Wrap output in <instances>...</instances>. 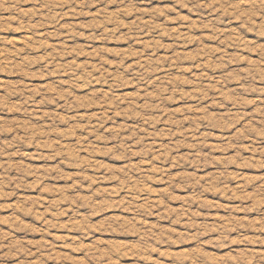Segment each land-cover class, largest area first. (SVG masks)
I'll use <instances>...</instances> for the list:
<instances>
[{
    "label": "rangeland",
    "instance_id": "obj_1",
    "mask_svg": "<svg viewBox=\"0 0 264 264\" xmlns=\"http://www.w3.org/2000/svg\"><path fill=\"white\" fill-rule=\"evenodd\" d=\"M0 264H264V0H0Z\"/></svg>",
    "mask_w": 264,
    "mask_h": 264
}]
</instances>
